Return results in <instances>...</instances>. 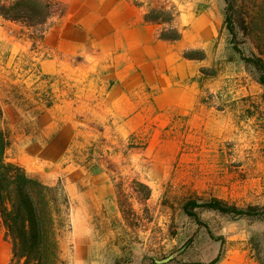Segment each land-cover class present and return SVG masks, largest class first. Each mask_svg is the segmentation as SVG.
Here are the masks:
<instances>
[{
	"label": "rangeland",
	"instance_id": "1",
	"mask_svg": "<svg viewBox=\"0 0 264 264\" xmlns=\"http://www.w3.org/2000/svg\"><path fill=\"white\" fill-rule=\"evenodd\" d=\"M154 1L170 7L167 0ZM233 1L245 20L234 40L238 50L223 26L225 0L187 1L195 4L196 15L208 13L217 26L210 58L200 67L194 113L176 117L154 137L151 124L133 134L122 159L116 158L121 163L107 158L104 178L93 179L95 169L75 171L85 186L67 175L59 180L71 201V230L62 239L67 264H207L221 250L220 237L225 243L216 264H260L250 254L248 235L261 224L202 209L197 223L183 211L192 198L218 197L239 207L264 203V89L241 59L252 52L264 58V0ZM185 23L184 28L190 24ZM19 67L20 79L5 87L6 100L19 99L26 111L39 114L50 103L42 91L47 79L37 59L23 56ZM7 127L12 143L18 131L38 130L41 123L12 121L9 114ZM8 156L19 158L12 145ZM19 156L30 173L49 175L40 158ZM101 179L109 184L100 186ZM3 251L10 253L7 245Z\"/></svg>",
	"mask_w": 264,
	"mask_h": 264
},
{
	"label": "crops",
	"instance_id": "2",
	"mask_svg": "<svg viewBox=\"0 0 264 264\" xmlns=\"http://www.w3.org/2000/svg\"><path fill=\"white\" fill-rule=\"evenodd\" d=\"M55 1L57 6L42 25L0 16V103L6 126L9 114L12 121L41 123L38 130L13 135L11 145L19 157L15 160L22 164V154L40 158L50 172L36 175L53 178L42 179L45 183L54 185L67 175L79 187L84 183L75 179V171L96 169L99 172L91 177L104 178L111 163L107 158L121 163L116 158L122 159L133 134L147 124L154 137L176 117L194 113L200 104V67L210 58L217 26L208 13L196 15L189 0H167L176 5L174 25L182 31L180 39L170 41L160 38L167 24L145 17L149 7H160L154 0ZM186 21L190 24L184 28ZM191 49L205 56H185ZM23 56L37 59L47 79L42 91L50 103H42L35 115L19 99L5 96V87L21 77ZM101 182L100 186L109 184ZM1 229L0 264H7L11 247Z\"/></svg>",
	"mask_w": 264,
	"mask_h": 264
},
{
	"label": "trees",
	"instance_id": "3",
	"mask_svg": "<svg viewBox=\"0 0 264 264\" xmlns=\"http://www.w3.org/2000/svg\"><path fill=\"white\" fill-rule=\"evenodd\" d=\"M226 11L223 26L233 48L238 50L234 40L244 18L237 12L233 0H225ZM57 6L55 0H0V16L5 20L28 26L44 24ZM177 15L175 4L170 7H149L146 19L158 24H167L160 32V38L178 40L182 31L174 25ZM198 51V50H195ZM185 53L189 58H203L205 53ZM244 66L254 75L264 89V58L255 53L241 57ZM207 74L206 71H202ZM11 135L5 125L4 112L0 103V222L3 237L11 247L7 264H67L63 257L62 239L71 230L70 197L64 186L45 183L38 175L30 173L21 163L8 156ZM197 209L218 212L234 219H243L249 225L259 223L261 230L250 231L248 247L251 256L264 264V203L247 204L239 207L227 201L212 197L208 200L192 198L183 205L186 215L201 223ZM218 255L207 264H216L223 256L224 239Z\"/></svg>",
	"mask_w": 264,
	"mask_h": 264
},
{
	"label": "water",
	"instance_id": "4",
	"mask_svg": "<svg viewBox=\"0 0 264 264\" xmlns=\"http://www.w3.org/2000/svg\"><path fill=\"white\" fill-rule=\"evenodd\" d=\"M170 258H171V256H169V257L163 259L162 261H167V260H169ZM159 262H161V261H159Z\"/></svg>",
	"mask_w": 264,
	"mask_h": 264
}]
</instances>
